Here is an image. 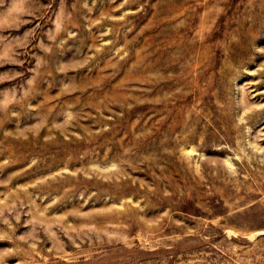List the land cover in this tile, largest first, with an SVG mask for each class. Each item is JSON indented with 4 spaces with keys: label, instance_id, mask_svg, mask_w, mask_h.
Returning <instances> with one entry per match:
<instances>
[{
    "label": "rangeland",
    "instance_id": "374dc122",
    "mask_svg": "<svg viewBox=\"0 0 264 264\" xmlns=\"http://www.w3.org/2000/svg\"><path fill=\"white\" fill-rule=\"evenodd\" d=\"M0 264H264V0H0Z\"/></svg>",
    "mask_w": 264,
    "mask_h": 264
}]
</instances>
